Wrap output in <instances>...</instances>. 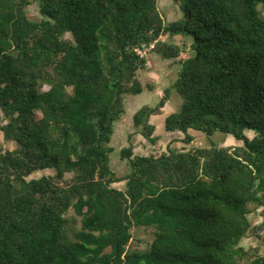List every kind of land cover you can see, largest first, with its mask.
<instances>
[{
  "label": "trees",
  "instance_id": "obj_1",
  "mask_svg": "<svg viewBox=\"0 0 264 264\" xmlns=\"http://www.w3.org/2000/svg\"><path fill=\"white\" fill-rule=\"evenodd\" d=\"M33 1L41 19L28 16ZM177 1L183 17L168 23L161 0H0V264H264L244 242L264 234L250 217L264 209V0ZM179 32L195 53L135 127L155 143L151 115L176 90L166 131L186 145L193 131L243 144L161 155L131 144L121 156L132 170L118 176L114 125L125 96L144 90L135 48L156 41L179 57L162 41ZM136 227L153 228L148 249L129 248Z\"/></svg>",
  "mask_w": 264,
  "mask_h": 264
},
{
  "label": "rangeland",
  "instance_id": "obj_2",
  "mask_svg": "<svg viewBox=\"0 0 264 264\" xmlns=\"http://www.w3.org/2000/svg\"><path fill=\"white\" fill-rule=\"evenodd\" d=\"M171 3L173 4V8L175 11L173 12L172 6L167 3L166 5H162V3L160 2V7L162 9V12L164 14V19H166V21L168 23H170L173 20H178L180 18L183 17V11L181 10V5L177 0H170ZM28 16H30L32 19H41L42 16L40 15V9H39V4L36 2H32L29 6H28ZM173 36H175V41L180 44V46L183 48V52H184V56L183 58H189L191 56L194 55L195 51H194V38L192 35L185 33V32H179L174 34ZM189 50H191V55H189ZM182 52V53H183ZM186 54V55H185ZM141 74H143V71H140ZM137 95H133V94H127L125 96V106H126V113L122 116V121L124 123L125 126V130L129 129L131 126H134V122H133V116H134V112H133V108L131 105V99H137ZM171 98H172V104L175 108L176 111H179L181 109L182 103H183V98L181 97V95L176 91L173 90L172 94H171ZM144 105H141L139 107H137L138 109L141 108ZM6 122L3 113L0 112V126L2 124H4ZM158 122V121H156ZM119 123V122H118ZM117 122L114 125V129H116L119 127ZM132 129V128H131ZM133 133L130 134V138L127 142L126 138V133L124 132L123 135V139H119L117 138L116 132L115 134L112 136V141H111V146L114 147V151L111 153V167L112 169L117 173L118 176H124L126 174H128L132 168L129 164V161L127 159H123L121 156V149L124 147H128V145H131L134 147V153H138V154H144V155H161L164 152H167L168 148H174V149H179L177 146V144L174 143L173 137H176L178 134L177 133H169L167 131H164L165 128L159 130L158 127V140L155 143L150 142L149 140H147V142H143V143H137V144H133V142L135 141V137H133V135H136L139 133V130L137 128L133 127ZM247 133L249 134L250 137L254 136V132L253 131H247ZM157 135V133H156ZM180 135V134H179ZM233 139V140H232ZM133 141V142H132ZM193 144L196 146H207V145H220V146H224V145H234V144H243V142L241 140H237L235 137L229 135V138H227V136L225 135H216L214 134L213 136H207L206 134H199L196 135L195 140L193 141ZM11 145V144H9ZM15 144L11 145L12 147ZM185 146H188L185 144ZM190 147V146H189ZM55 171L52 169H47V170H43V171H37L34 172L30 178H38L41 177L44 174H53ZM118 185L122 188L126 187L125 181H122L120 183H118ZM251 214L250 217L254 222L257 221H263L264 220V209L262 207H258V206H251ZM261 223V222H259ZM264 231V230H263ZM260 238L259 239L257 236L252 235L251 236V242L249 244V248H254V249H258L259 253H264V234H260ZM133 239L131 240V243L129 245L130 249H148L152 243V241L154 240V233H153V228L152 227H136L133 228Z\"/></svg>",
  "mask_w": 264,
  "mask_h": 264
},
{
  "label": "crops",
  "instance_id": "obj_3",
  "mask_svg": "<svg viewBox=\"0 0 264 264\" xmlns=\"http://www.w3.org/2000/svg\"><path fill=\"white\" fill-rule=\"evenodd\" d=\"M161 3H162V5H166L167 3H169L172 6V9L174 8L173 4L171 3L170 0H161ZM174 9H173V12L175 11ZM174 37L175 36H173L172 34H166L165 36L162 37V41H167L169 43L177 44L180 46V44H178L175 41ZM189 55H191V50H189ZM183 56H184V52L181 53V55L179 57H176V58H166L161 53L157 52L156 50L151 52V54L148 58L149 66L142 69L143 74L140 73L141 70L138 71V79L140 80L139 82L142 83L144 90L140 94H137L138 98L136 100L131 99L130 103L132 105L134 114L140 109V108L138 109L137 107H139L141 105L156 106L161 101V99L164 97L165 89L170 87L173 84V82H175L176 79L178 78L179 71L181 69V62L184 59H186L185 57L183 58ZM172 91H171L168 99L166 100L165 104L162 106V108H160L158 111L153 113L151 115V118H150V122L152 124H154L156 127L155 135L157 133V135H156L157 138H158V134H159L158 127H159V130L165 128L166 117L168 115H170L171 113L176 112V110L172 104V98H171ZM125 108H126V106H125ZM125 113H126V111H125ZM122 116L118 121H116L117 123L119 122L118 123L119 127L117 128L118 133L116 132V129H114V134L116 132L117 138L123 139L122 134L125 132L126 133L125 139H127V142H128V140L130 138V134H132L134 132L133 127L134 128H136V127L134 125V126H131L129 129L125 130V126H124V123L122 121ZM156 121H158V122H156ZM164 131H166V129ZM169 133H177L178 134L176 137H173V139L176 140V141H174V143L177 144L176 147L181 148V146L185 145L181 141V139H183V137H184L183 134H181L178 131H173V132H169ZM199 134H200V131H193V135L195 136V138H196V135H199ZM201 134L204 135L205 133L201 132ZM215 134L220 135V133H215ZM225 136H227V138H229V135H225ZM134 137L136 139L134 142L132 141L133 144H137L138 142L139 143L147 142V140H148L141 134L140 130H139V133L136 135H133L132 138H134ZM189 146H196V145L191 144V145H188L187 147H189ZM201 146H203V145H201ZM263 221L261 220V221H257L254 223L259 224V222H263ZM250 240H251V237H247L244 239V242H245V244H247V246H249V244L251 242Z\"/></svg>",
  "mask_w": 264,
  "mask_h": 264
},
{
  "label": "built area",
  "instance_id": "obj_4",
  "mask_svg": "<svg viewBox=\"0 0 264 264\" xmlns=\"http://www.w3.org/2000/svg\"><path fill=\"white\" fill-rule=\"evenodd\" d=\"M156 41L143 42L135 48L136 53L143 59L146 60L145 67L149 66L148 58L156 46Z\"/></svg>",
  "mask_w": 264,
  "mask_h": 264
}]
</instances>
